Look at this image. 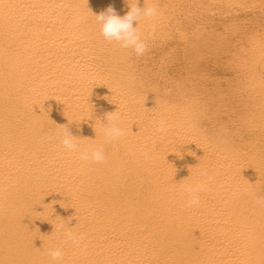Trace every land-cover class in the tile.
Returning a JSON list of instances; mask_svg holds the SVG:
<instances>
[{"label": "bare ground", "instance_id": "6f19581e", "mask_svg": "<svg viewBox=\"0 0 264 264\" xmlns=\"http://www.w3.org/2000/svg\"><path fill=\"white\" fill-rule=\"evenodd\" d=\"M146 3L137 56L95 19L128 0H0V264H264V0Z\"/></svg>", "mask_w": 264, "mask_h": 264}, {"label": "clouds", "instance_id": "9594fccd", "mask_svg": "<svg viewBox=\"0 0 264 264\" xmlns=\"http://www.w3.org/2000/svg\"><path fill=\"white\" fill-rule=\"evenodd\" d=\"M130 10L124 16L116 13L115 9L108 7L106 11L95 15L96 23L100 27L101 35L108 42H116L121 48L132 49L137 56L143 55L147 51V44L141 37L139 32V22L142 18H153L157 15V9L146 3L145 6L139 7V0L133 4L128 0ZM134 22H138V26H134ZM153 34L155 33V25L152 27ZM107 123H101L105 140L108 143L119 140L125 136V130L120 127L118 121L120 117L118 112H110L106 114ZM168 123L166 120L161 119L156 126V132L164 133L167 131ZM49 139H58L60 144L68 152L79 153V159L85 162L103 163L106 159L105 152L102 147H93L81 150L80 145L77 143V137L70 133L68 128L57 130L49 136ZM145 158H148V153H145ZM205 177V180H200L192 184H183L182 188L188 195L187 207H192L200 203V193L207 191L208 183L212 181L213 177L209 176L206 171L200 173ZM256 203L264 207V197H258ZM63 230L64 225L55 226L57 229ZM66 241H71L72 244L79 246L84 240L83 234H77L72 231V228L64 230ZM48 255L54 261H61L63 253L60 249H48Z\"/></svg>", "mask_w": 264, "mask_h": 264}]
</instances>
